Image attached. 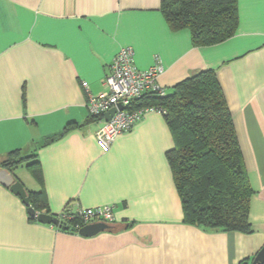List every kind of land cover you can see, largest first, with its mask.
<instances>
[{
	"label": "crops",
	"instance_id": "obj_1",
	"mask_svg": "<svg viewBox=\"0 0 264 264\" xmlns=\"http://www.w3.org/2000/svg\"><path fill=\"white\" fill-rule=\"evenodd\" d=\"M161 1L0 0V163L16 149L36 153L41 182L27 169L25 177L7 171L26 192L43 190L50 215L111 206L117 228L83 237L30 220L0 184V264H252L264 247V0H237L234 36L202 47L189 30L169 28ZM122 47L132 48L139 70L163 66L158 83L167 93L214 70L253 190L251 233L182 223L161 113L145 114L107 152L98 146L101 123L90 120L87 97L103 90ZM68 124L79 127L46 143Z\"/></svg>",
	"mask_w": 264,
	"mask_h": 264
},
{
	"label": "trees",
	"instance_id": "obj_2",
	"mask_svg": "<svg viewBox=\"0 0 264 264\" xmlns=\"http://www.w3.org/2000/svg\"><path fill=\"white\" fill-rule=\"evenodd\" d=\"M160 11L172 31L187 29L195 47L212 46L233 37L238 25L237 0H162ZM160 109L171 133L173 147L166 160L180 200L182 223L207 232L251 233L248 222L249 184L231 113L212 69L201 70L175 84L165 96L147 92L129 110ZM90 120L100 121L90 116ZM101 126V124H100ZM68 124L47 142L77 128ZM25 166L41 182L37 154L23 156L16 149L0 163L12 171ZM43 190L27 191L29 206L49 214ZM36 221L35 217H29ZM107 232L116 230L108 224ZM63 232L78 234L81 223L67 220ZM240 264H246L241 262Z\"/></svg>",
	"mask_w": 264,
	"mask_h": 264
},
{
	"label": "built area",
	"instance_id": "obj_3",
	"mask_svg": "<svg viewBox=\"0 0 264 264\" xmlns=\"http://www.w3.org/2000/svg\"><path fill=\"white\" fill-rule=\"evenodd\" d=\"M133 55L132 48H120L102 80L103 90L97 95L89 94L87 97L88 114L100 118L101 126L96 131L95 137L103 152H107L113 141L119 135L129 131L145 114L152 111L161 113L160 109L153 107L129 110L128 107L134 100L147 92L156 93L159 96L167 94L165 88L158 83V78L164 71L163 66L155 62L147 70H139L134 65ZM87 87L86 82H81L83 90L87 91ZM112 108H115V112L106 121L104 114ZM55 217L63 226H66L67 220L76 217L81 223V228L96 222L110 224L115 219L111 206L77 210L66 207Z\"/></svg>",
	"mask_w": 264,
	"mask_h": 264
},
{
	"label": "water",
	"instance_id": "obj_4",
	"mask_svg": "<svg viewBox=\"0 0 264 264\" xmlns=\"http://www.w3.org/2000/svg\"><path fill=\"white\" fill-rule=\"evenodd\" d=\"M118 107L119 109H122L121 106ZM114 112H115V108L110 109L108 112L104 114V119L106 121L109 120L111 116L114 114ZM0 184L9 188V190L14 195L18 196L21 199V202L27 208V214L30 217H35L37 222L46 225H54L56 227L61 228L62 230L66 229V227L63 226L55 216L46 213L35 212L29 206L27 192L24 189L23 185L19 181L14 180V177L7 170L4 169L0 170ZM108 228L109 225L102 222H96L83 226L82 228L79 229L78 234L83 237H90L102 231H106ZM252 264H264V247L255 256Z\"/></svg>",
	"mask_w": 264,
	"mask_h": 264
},
{
	"label": "rangeland",
	"instance_id": "obj_5",
	"mask_svg": "<svg viewBox=\"0 0 264 264\" xmlns=\"http://www.w3.org/2000/svg\"><path fill=\"white\" fill-rule=\"evenodd\" d=\"M13 172H14V175L16 176V177H22V176H26V174H27V172H26V169H25V166H18V167H16V168H14L13 169ZM114 222V221H113ZM113 222H111V223H113ZM110 223V224H111Z\"/></svg>",
	"mask_w": 264,
	"mask_h": 264
}]
</instances>
